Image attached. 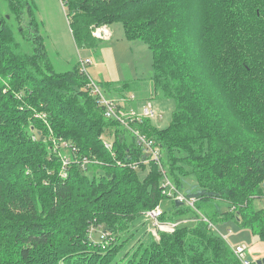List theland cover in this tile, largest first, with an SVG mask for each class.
Segmentation results:
<instances>
[{
  "label": "trees",
  "instance_id": "obj_1",
  "mask_svg": "<svg viewBox=\"0 0 264 264\" xmlns=\"http://www.w3.org/2000/svg\"><path fill=\"white\" fill-rule=\"evenodd\" d=\"M62 1L80 48L116 22L148 46L173 118L129 115L138 80L101 84L107 115L80 63L55 70L34 2L0 0V264H243L213 226L264 240V0ZM157 207L175 231L128 247Z\"/></svg>",
  "mask_w": 264,
  "mask_h": 264
},
{
  "label": "rangeland",
  "instance_id": "obj_2",
  "mask_svg": "<svg viewBox=\"0 0 264 264\" xmlns=\"http://www.w3.org/2000/svg\"><path fill=\"white\" fill-rule=\"evenodd\" d=\"M31 1L34 2L36 15L42 23L41 33L45 38L44 45L57 72L72 70L76 64H81L86 58L91 61L86 67L88 79L90 83H97L101 89V84L105 82L118 84L123 81L138 80V94L148 97L149 101L146 103L151 104L159 114L154 124L160 129H166L171 124L175 101L172 98L154 94L151 80L153 74L151 51L139 40H127L122 22H116L110 26L111 36L99 37L101 40L97 48H80L72 33L68 11L62 0ZM143 102L140 101L138 104L141 105ZM253 204L254 208L264 207V198L255 199ZM170 207L171 205L169 209ZM136 220V232L134 228L132 230L136 234L130 239L128 247H131L139 238H143L146 242L148 235L151 232L154 234L152 220L148 221L142 216ZM213 227L233 248L236 249L238 245L245 246L248 257H252L254 261L264 259V240L249 227H241L234 220L219 222ZM126 246L125 248L128 249Z\"/></svg>",
  "mask_w": 264,
  "mask_h": 264
},
{
  "label": "built area",
  "instance_id": "obj_3",
  "mask_svg": "<svg viewBox=\"0 0 264 264\" xmlns=\"http://www.w3.org/2000/svg\"><path fill=\"white\" fill-rule=\"evenodd\" d=\"M107 27L108 26H105V27L102 26V27L98 28L94 34L97 37H104L106 35L111 36L112 32L108 29L109 27L108 28ZM107 30H109V35L107 33ZM90 63H91L90 59L85 58V61H83L81 63L82 70L86 72V67ZM90 84L93 86V94H95L98 97L100 96L101 103L106 106V112L105 113H107V115H110V116L116 115L115 107L112 104L113 99H108L106 94L103 93L102 89L99 87V85L97 83L91 82ZM129 115H131L133 117L135 116L139 120L143 116L156 118L157 113H156L155 109L152 107V105L148 104L147 106H144L141 109V111H139V112L137 110L130 111ZM106 145H107V147H109L110 143H107ZM180 198L183 199L182 197H180ZM191 204H193V202ZM162 211H163L162 209L157 207L155 209H152L151 211L148 210L145 213V216L148 219H151L153 221L152 224L154 226V234H156V232L158 233V231L173 232V231H175V229L177 227L178 223H176V222H170V221L162 222L160 220V217L162 215ZM245 252H246L245 246L238 245L236 247V253L240 256L243 264H257L254 260H249L247 254Z\"/></svg>",
  "mask_w": 264,
  "mask_h": 264
},
{
  "label": "water",
  "instance_id": "obj_4",
  "mask_svg": "<svg viewBox=\"0 0 264 264\" xmlns=\"http://www.w3.org/2000/svg\"><path fill=\"white\" fill-rule=\"evenodd\" d=\"M177 204H180V201L178 200L177 201ZM249 258V260H253V258L252 257H248ZM257 264H264V259H262V260H258V261H255Z\"/></svg>",
  "mask_w": 264,
  "mask_h": 264
},
{
  "label": "crops",
  "instance_id": "obj_5",
  "mask_svg": "<svg viewBox=\"0 0 264 264\" xmlns=\"http://www.w3.org/2000/svg\"><path fill=\"white\" fill-rule=\"evenodd\" d=\"M109 30L112 32V29H111V27H109ZM113 100H115V98H113Z\"/></svg>",
  "mask_w": 264,
  "mask_h": 264
},
{
  "label": "bare ground",
  "instance_id": "obj_6",
  "mask_svg": "<svg viewBox=\"0 0 264 264\" xmlns=\"http://www.w3.org/2000/svg\"><path fill=\"white\" fill-rule=\"evenodd\" d=\"M107 33H108V35H109V30H107Z\"/></svg>",
  "mask_w": 264,
  "mask_h": 264
}]
</instances>
